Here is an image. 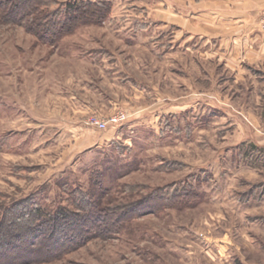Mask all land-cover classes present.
Listing matches in <instances>:
<instances>
[{"label": "rangeland", "instance_id": "1", "mask_svg": "<svg viewBox=\"0 0 264 264\" xmlns=\"http://www.w3.org/2000/svg\"><path fill=\"white\" fill-rule=\"evenodd\" d=\"M74 1L110 15L53 43L0 9V204L183 196L42 264H264V75L180 47L178 0Z\"/></svg>", "mask_w": 264, "mask_h": 264}, {"label": "trees", "instance_id": "2", "mask_svg": "<svg viewBox=\"0 0 264 264\" xmlns=\"http://www.w3.org/2000/svg\"><path fill=\"white\" fill-rule=\"evenodd\" d=\"M53 0H0L7 21L29 20L43 41L53 43L73 31L79 23L105 20L110 2H70L61 10L51 11ZM167 195V194H166ZM155 192L140 201L103 206L101 200L83 194L70 206L43 207L34 198L0 204V264H42L79 247L97 233L107 238L122 231L124 223L146 212L158 213L181 200L182 194L167 197Z\"/></svg>", "mask_w": 264, "mask_h": 264}, {"label": "crops", "instance_id": "3", "mask_svg": "<svg viewBox=\"0 0 264 264\" xmlns=\"http://www.w3.org/2000/svg\"><path fill=\"white\" fill-rule=\"evenodd\" d=\"M178 8L180 47L188 50L194 42L196 49L202 46V54L227 70L264 75L260 34L264 0H194L189 6L186 0H178ZM172 22L169 18L168 23Z\"/></svg>", "mask_w": 264, "mask_h": 264}, {"label": "built area", "instance_id": "4", "mask_svg": "<svg viewBox=\"0 0 264 264\" xmlns=\"http://www.w3.org/2000/svg\"><path fill=\"white\" fill-rule=\"evenodd\" d=\"M260 34H261V36L263 37V39H264V15H263V17H262V19H261V22H260ZM116 121H118V119H116ZM94 123H96L97 125H101V128L102 129H106L108 126V124L107 123H105V122H103V123H101V122H99V121H96V122H94Z\"/></svg>", "mask_w": 264, "mask_h": 264}]
</instances>
